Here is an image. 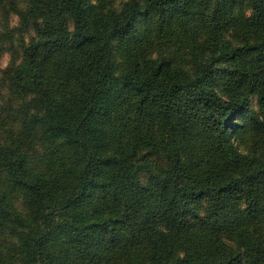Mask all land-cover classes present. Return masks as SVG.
I'll return each instance as SVG.
<instances>
[{
  "label": "trees",
  "instance_id": "obj_1",
  "mask_svg": "<svg viewBox=\"0 0 264 264\" xmlns=\"http://www.w3.org/2000/svg\"><path fill=\"white\" fill-rule=\"evenodd\" d=\"M2 55L0 264H264V0H0Z\"/></svg>",
  "mask_w": 264,
  "mask_h": 264
},
{
  "label": "rangeland",
  "instance_id": "obj_2",
  "mask_svg": "<svg viewBox=\"0 0 264 264\" xmlns=\"http://www.w3.org/2000/svg\"><path fill=\"white\" fill-rule=\"evenodd\" d=\"M15 21H16V17H13V22L12 23L14 24ZM8 58H9L8 55H2L0 57V68H3V67L6 66ZM142 178H144V177H142Z\"/></svg>",
  "mask_w": 264,
  "mask_h": 264
}]
</instances>
